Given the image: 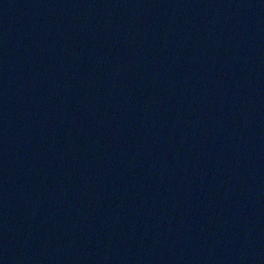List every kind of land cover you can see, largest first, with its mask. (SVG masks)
Masks as SVG:
<instances>
[{
    "label": "water",
    "instance_id": "95a60500",
    "mask_svg": "<svg viewBox=\"0 0 264 264\" xmlns=\"http://www.w3.org/2000/svg\"><path fill=\"white\" fill-rule=\"evenodd\" d=\"M0 264H264V0H0Z\"/></svg>",
    "mask_w": 264,
    "mask_h": 264
}]
</instances>
